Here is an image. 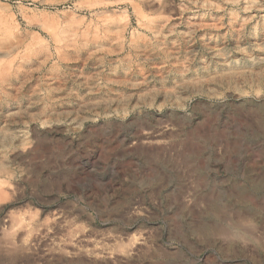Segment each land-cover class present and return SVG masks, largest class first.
Returning <instances> with one entry per match:
<instances>
[{
  "label": "rangeland",
  "instance_id": "374dc122",
  "mask_svg": "<svg viewBox=\"0 0 264 264\" xmlns=\"http://www.w3.org/2000/svg\"><path fill=\"white\" fill-rule=\"evenodd\" d=\"M0 264H264V0H0Z\"/></svg>",
  "mask_w": 264,
  "mask_h": 264
}]
</instances>
